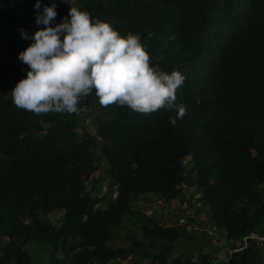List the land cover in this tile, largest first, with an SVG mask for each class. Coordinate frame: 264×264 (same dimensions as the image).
I'll use <instances>...</instances> for the list:
<instances>
[{
  "label": "trees",
  "instance_id": "1",
  "mask_svg": "<svg viewBox=\"0 0 264 264\" xmlns=\"http://www.w3.org/2000/svg\"><path fill=\"white\" fill-rule=\"evenodd\" d=\"M55 2L59 23L70 5ZM68 2L122 35L139 32L150 63L178 69L185 79L176 103L185 113L102 108L94 94L78 114L16 107L11 89L27 69L18 53L31 42L19 29L31 35L43 25L35 23V0H0V264H216L205 247L196 256L178 251L201 236L195 229L135 208L194 187L217 237L248 240L217 264H264V243L251 238H264V0ZM49 3L41 0L40 10ZM106 179L100 194L96 184ZM199 211L187 218L195 228L206 225L195 221ZM126 222L143 236L128 232L116 246Z\"/></svg>",
  "mask_w": 264,
  "mask_h": 264
},
{
  "label": "clouds",
  "instance_id": "2",
  "mask_svg": "<svg viewBox=\"0 0 264 264\" xmlns=\"http://www.w3.org/2000/svg\"><path fill=\"white\" fill-rule=\"evenodd\" d=\"M66 2L68 14L56 23L55 0L42 11L41 0H35V23L43 27L31 35L19 29L31 42L18 53L27 69L11 89L16 107L37 114H78L86 110L82 101L94 94L102 108L115 104L142 114L163 108L175 110L176 118L184 115V105L176 103L185 79L178 69L164 71L150 63L139 32L122 35L109 22Z\"/></svg>",
  "mask_w": 264,
  "mask_h": 264
},
{
  "label": "rangeland",
  "instance_id": "3",
  "mask_svg": "<svg viewBox=\"0 0 264 264\" xmlns=\"http://www.w3.org/2000/svg\"><path fill=\"white\" fill-rule=\"evenodd\" d=\"M90 124H91V119L89 118L87 119V122H86V126L87 128H89V130L91 129ZM98 155L99 154L96 153L97 158H99ZM99 166H100V171L103 176L105 174L104 171L106 169V164L104 161L100 160ZM100 171L95 175L96 179L97 177L99 178L101 174ZM108 187H109V181H107V179L106 181L104 180L102 183L96 184V189L100 190L99 191L100 194H104L103 192H105L106 189L108 190ZM191 187H194V186H191ZM201 198H202V192L200 188L198 187H194L190 189L185 188L184 192L182 193L181 196H179L177 200H173L172 202H167L165 204L164 203L158 204L157 202L154 201L155 198L151 197L148 200H142L139 203L140 207L136 205L135 208L137 209L142 208L148 215L152 216L154 219H157L159 223H162L165 225H173V224L183 225L184 224L185 226H187L188 233H190L191 229L193 228L192 230H194L195 226L190 224V221L187 218L194 217L193 214H195L199 210L201 211H199V213H197L198 215L195 216V221L206 223L205 225L206 227L209 226L208 219L205 214V211L208 208H206V206L203 204V202L201 201ZM103 207L105 206L103 205ZM185 216L187 217L185 218ZM59 217H61L60 212L54 215H50L48 220L54 224H57V220ZM145 223L147 224L148 221L146 220ZM205 226H202L201 228L196 230V234L201 235L199 236L198 239L194 240V239H191V237H189L190 240L182 241L181 243H179L178 251L182 252L184 251V249H186L190 255L196 256L197 255L196 250H198L201 247L202 248L205 247L206 251H211L212 253H216V258L220 260L219 262H221L227 259L228 252L230 254L239 252L242 249H244L245 246L248 244V243H245V240L242 245H241V242L239 241L231 243V241H228L226 239L225 232H223L220 237H217L213 233L214 232L213 229L209 227L206 228ZM205 229L208 230L211 240L209 239L208 235L202 233V230H205ZM128 232H129V235H135L139 239H141L143 236L139 228L132 225L131 222H126L124 223L123 227L120 228L118 231L117 239L115 243L116 246H121L126 243L123 237H125L126 233ZM189 236H192V234H190ZM1 242L2 241L0 240V250L2 248ZM203 242H207V243L204 244ZM232 244L236 246V249H233L231 251ZM0 256H2L1 251H0Z\"/></svg>",
  "mask_w": 264,
  "mask_h": 264
},
{
  "label": "built area",
  "instance_id": "4",
  "mask_svg": "<svg viewBox=\"0 0 264 264\" xmlns=\"http://www.w3.org/2000/svg\"><path fill=\"white\" fill-rule=\"evenodd\" d=\"M156 202H157L158 204H163V203L165 204V203H167L168 201L164 202L163 200H157ZM170 202H172V201H170ZM194 229H195V230H198L199 228L196 227V228H194ZM251 238H254V239L258 240V244H260V246H262V244L264 243V238L254 237V236L251 237ZM244 240H245V243H247V238H245ZM246 246H247V245H246ZM246 246H245V247H246ZM231 251H232V250H231ZM219 261H220V260H219Z\"/></svg>",
  "mask_w": 264,
  "mask_h": 264
}]
</instances>
